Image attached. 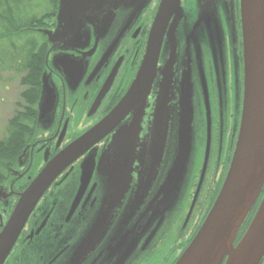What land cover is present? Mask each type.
Instances as JSON below:
<instances>
[{"label":"flooded vegetation","instance_id":"obj_1","mask_svg":"<svg viewBox=\"0 0 264 264\" xmlns=\"http://www.w3.org/2000/svg\"><path fill=\"white\" fill-rule=\"evenodd\" d=\"M161 1L149 0L139 13L118 9L105 35L88 26L89 40L83 47L48 48L45 67L56 90L54 108L50 123L38 126L13 198L48 161L99 124L125 96L139 71ZM180 7V18L172 15L165 28L139 135L141 144L149 134L162 83L169 85L170 104L176 106L188 79L191 152L173 206H161L156 199L168 170L165 163L153 183L141 185L147 163L139 146L123 145L116 159L121 169L111 179L107 170L98 167L114 131L54 181L4 264H174L192 241L214 204L234 153L242 113L243 49L240 0H180ZM56 14L57 8L45 20H55ZM130 120L129 114L120 126ZM174 140L175 136L169 138V148ZM91 151L94 172L79 194L80 164Z\"/></svg>","mask_w":264,"mask_h":264},{"label":"water","instance_id":"obj_2","mask_svg":"<svg viewBox=\"0 0 264 264\" xmlns=\"http://www.w3.org/2000/svg\"><path fill=\"white\" fill-rule=\"evenodd\" d=\"M148 1L58 0L57 28L54 32L43 33L47 36L48 43L52 44V51L58 50L53 49V45L59 32L69 33L68 43L59 49L80 48L89 40L88 26L98 31V35H105L114 20L115 11L122 8L139 13ZM240 13L243 101L234 153L213 206L192 241L174 264H262L264 261V193L248 227L235 243L246 218L264 189V0H240ZM181 14L180 0L161 1L139 71L125 96L99 124L60 151L45 165L28 188L18 196V201L4 225L0 216V264L5 263L27 220L54 181L83 154L114 131L115 134L103 152L98 167L107 170L106 174L111 179L115 172L121 169L117 166L116 159L121 157L117 158V154L123 151V145L128 143L132 147L139 146L141 154L144 153L142 159L147 163L143 166L142 174L145 178L141 179V185L144 186L148 181L153 183L161 164L165 163L168 170L156 199L161 206H173L183 183L191 152L193 112L188 79L173 108H170L169 85H166L165 81L162 83L153 104L149 134L141 144L139 135L157 71L167 22L172 15L178 20ZM55 59L56 56L53 61ZM61 61L67 64L65 59ZM63 68L68 67L64 65ZM63 72L66 74V69H63ZM48 77H51L48 72H44L41 77L36 130L38 126L50 123L49 113L52 114L54 108L56 94L53 86L48 87ZM129 114L130 123L120 126ZM172 136H175L174 146L169 148L167 145ZM28 149L27 147L24 152ZM24 152L19 157L18 164H22ZM164 155L169 157L168 161L164 160ZM94 168L95 154L91 151L80 164L79 194L89 183ZM2 190L0 188V200L7 202L10 196L2 198ZM111 207L113 208L112 204ZM103 224L104 219L100 222L101 226ZM44 225L45 222L40 225L36 234Z\"/></svg>","mask_w":264,"mask_h":264},{"label":"trees","instance_id":"obj_3","mask_svg":"<svg viewBox=\"0 0 264 264\" xmlns=\"http://www.w3.org/2000/svg\"><path fill=\"white\" fill-rule=\"evenodd\" d=\"M37 1L45 6L46 13L50 11L43 19L35 14ZM57 1L0 0V80L5 74L18 78L24 102L23 110L6 123L0 139V188L10 181L18 158L34 141L41 77L49 46L43 29L48 27L45 19L53 16ZM16 201L12 197L8 206L1 204L0 214L7 218ZM254 211L255 208L250 217Z\"/></svg>","mask_w":264,"mask_h":264},{"label":"rangeland","instance_id":"obj_4","mask_svg":"<svg viewBox=\"0 0 264 264\" xmlns=\"http://www.w3.org/2000/svg\"><path fill=\"white\" fill-rule=\"evenodd\" d=\"M35 5H37L35 7V14H38V16H42V15L46 14L47 10L45 9V6L41 5L39 1H37L35 3ZM54 23L56 24V28H57L58 22H55L54 19L47 20V26H48L47 28L51 29V27L54 26ZM68 34H69L68 32H65V33L59 32L55 38L53 49L63 48V45L68 43V40H69V38L67 36ZM65 48H64V50H67ZM47 80L49 83L48 87L53 88L52 87L53 86L52 78L48 77ZM54 90H55V88H54ZM22 92H23V87L20 85V81L18 78H14L8 74L2 75L1 80H0V139L4 136V127H5L6 123L10 119H12L18 112H21L23 110L24 102L21 98ZM170 108H173V106L171 104H170ZM35 136H36V132H35V135L33 137V140H34L33 143H35ZM32 148L33 147H30L29 150H27L26 152L23 151L24 155L21 158L22 162H24L28 156L30 157L32 152L30 154H29V152ZM36 154H37V152H36ZM23 167H24L23 164L18 165V163H17V166L14 168L13 173H11L10 181H8V183L2 187V189H3L1 192L2 198L8 196L9 193L11 191H13L18 186L17 181H19L20 178L23 176L22 175V171L24 170ZM13 179H15L14 182H13ZM1 204H3V200H0V206H1ZM5 219L6 218L4 217V220ZM169 244H172V242H170ZM168 251H169V249H168Z\"/></svg>","mask_w":264,"mask_h":264}]
</instances>
